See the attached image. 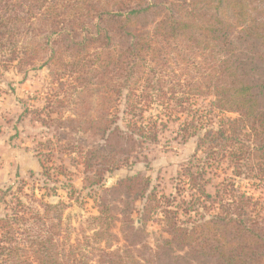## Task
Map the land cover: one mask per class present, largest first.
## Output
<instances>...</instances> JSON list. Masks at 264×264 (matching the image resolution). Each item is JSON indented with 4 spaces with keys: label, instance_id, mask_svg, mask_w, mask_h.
Instances as JSON below:
<instances>
[{
    "label": "trees",
    "instance_id": "16d2710c",
    "mask_svg": "<svg viewBox=\"0 0 264 264\" xmlns=\"http://www.w3.org/2000/svg\"><path fill=\"white\" fill-rule=\"evenodd\" d=\"M12 67L48 69L64 129L51 134L77 149L91 185L162 134L195 146L175 193L141 173L120 179L86 220L85 247L66 251L64 204L49 198L74 186L47 164V140L44 192L30 197L42 211L14 192V264H264V206L239 182H264V0H0V74ZM220 171L231 176L216 183ZM149 221L167 235L154 246Z\"/></svg>",
    "mask_w": 264,
    "mask_h": 264
},
{
    "label": "rangeland",
    "instance_id": "374dc122",
    "mask_svg": "<svg viewBox=\"0 0 264 264\" xmlns=\"http://www.w3.org/2000/svg\"><path fill=\"white\" fill-rule=\"evenodd\" d=\"M55 87L46 67L30 69L27 72L12 67L2 70L0 74V218L7 221L0 222V264H14V192L18 193L28 206L42 211V207L30 197L33 188L36 189L37 198L44 192L39 189L43 184L41 176L38 175L41 171L38 153L47 152L48 146H51L47 140H52L55 144L52 146L56 149L47 164L61 166L70 171L68 175L71 179H65L63 176L60 179L74 186L73 193L59 189L57 195L49 198L51 203L64 204L61 228L56 239H59L66 251L78 243L85 247L83 234L92 235L86 220L99 214L98 200L107 197L105 190H109L128 175L141 173L149 176L152 185L160 191L175 193V177L181 165L190 160L195 150L192 141L183 144L173 139V136L162 134V141L147 158H141L132 166L125 165L108 172L101 184L91 185L84 178L77 149L65 152V147H60L57 138L51 134L55 133V136L60 137L59 134L64 130L58 121L60 107L54 104L52 99ZM203 107L209 108V105ZM223 115L237 116L233 113ZM44 121L51 127L43 125ZM73 143L78 144L79 141L73 140ZM41 157L44 158L43 155ZM30 170L35 172L34 177L29 176ZM229 176L230 172L220 171V177L214 181L218 183L222 177ZM239 182L242 191L254 195L264 206V182L255 183L245 179ZM209 190L213 191L211 188ZM137 205L141 206L140 201ZM46 222L50 224L49 219ZM139 223L140 220L136 224ZM119 227L118 222L114 228L118 235ZM147 230L150 233L148 241L152 246L159 238L167 236L155 221L147 223ZM21 243L28 242L21 240Z\"/></svg>",
    "mask_w": 264,
    "mask_h": 264
}]
</instances>
